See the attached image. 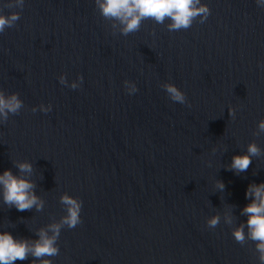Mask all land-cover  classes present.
Masks as SVG:
<instances>
[{"label": "water", "instance_id": "95a60500", "mask_svg": "<svg viewBox=\"0 0 264 264\" xmlns=\"http://www.w3.org/2000/svg\"><path fill=\"white\" fill-rule=\"evenodd\" d=\"M199 3L209 14L187 28L144 18L123 33L98 0H0L19 16L0 32V95L20 103L0 116V173L40 205L0 199V232L31 245L59 226L56 255L13 264H264L243 212L264 184V4Z\"/></svg>", "mask_w": 264, "mask_h": 264}, {"label": "clouds", "instance_id": "9594fccd", "mask_svg": "<svg viewBox=\"0 0 264 264\" xmlns=\"http://www.w3.org/2000/svg\"><path fill=\"white\" fill-rule=\"evenodd\" d=\"M257 4H264V0H256ZM98 5L102 15L118 19L122 25V32L129 33L135 31L144 18H153L157 22H163L165 17L171 20L170 30H179L190 26L192 19L198 15L206 18L209 14L207 5L199 3V0H98ZM19 18L18 14L4 16L0 14V32L6 27H11L13 22ZM167 91L176 101H183V95L174 86H168ZM20 107V103L12 95L4 97L0 95V116H5L7 112H15ZM264 128V123H261ZM257 148L250 145L249 154H255ZM250 163L249 155H239L232 158L231 167L237 171H244ZM21 172L31 171V165H18ZM223 187V185H220ZM32 183L24 177L14 176L9 170L0 173V199L5 204L14 205L18 210L29 209L32 206L39 207V202L32 193ZM246 198L252 197L249 204L245 205L243 212L247 214L248 236L252 240L258 241L257 249L261 253V260L264 261V184L250 185L245 192ZM67 208V215L62 218V222L69 227H75L79 223V204L72 198L64 196L61 198ZM218 223V218H210L208 224L214 227ZM53 236H46L43 232L39 234V239L31 245L24 240H16L7 232H0V264H13L16 260H24L29 253L40 258L43 256L56 255L58 249L55 247V236L59 232V226H51ZM233 237L237 241H242L245 237L241 228L233 232ZM41 264H50V261L43 260Z\"/></svg>", "mask_w": 264, "mask_h": 264}]
</instances>
